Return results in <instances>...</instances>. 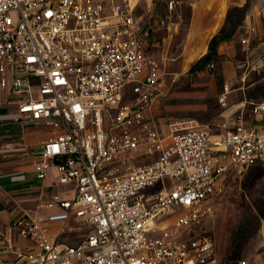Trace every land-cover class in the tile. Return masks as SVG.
Returning a JSON list of instances; mask_svg holds the SVG:
<instances>
[{
	"label": "built area",
	"instance_id": "built-area-1",
	"mask_svg": "<svg viewBox=\"0 0 264 264\" xmlns=\"http://www.w3.org/2000/svg\"><path fill=\"white\" fill-rule=\"evenodd\" d=\"M135 7L0 0V128L47 130L21 152L33 158L37 181L59 188L35 215L14 221L8 264H211V236L180 234L210 213L228 175L264 166V102L233 106L217 132L190 118L158 128L151 110L165 94V73L147 53ZM166 7L173 16L175 3ZM162 220L173 221L179 239L155 236L167 228ZM228 264H264V241Z\"/></svg>",
	"mask_w": 264,
	"mask_h": 264
},
{
	"label": "rangeland",
	"instance_id": "rangeland-1",
	"mask_svg": "<svg viewBox=\"0 0 264 264\" xmlns=\"http://www.w3.org/2000/svg\"><path fill=\"white\" fill-rule=\"evenodd\" d=\"M164 1L134 0V3L140 15L148 5L158 16L166 17ZM175 1L174 16L169 21L177 37L172 41L164 66L167 74L165 94L152 116L160 130H165L171 119L190 118L202 127L217 132L230 125L233 106L245 101L264 102V0H247L246 8L236 12V29L228 38L226 53L215 57L216 64L211 69L194 68L200 66L207 54L182 52L185 33L193 25L202 26L206 15L211 17L212 11L207 8L211 0ZM223 65L224 73L221 72ZM225 86L228 87V94L223 104L220 99ZM46 132V129L34 126L0 128V145H14L12 153L3 154L5 151H0V156L4 157L2 160L21 157L20 145L29 139L31 141L27 143L38 145ZM208 204L210 213L189 231L181 233L180 240L191 241L204 235L211 236L215 242L211 264L241 260L264 241V218L260 219L255 234H252L255 225L250 219L251 215H258L264 209V167L251 166L240 173L228 175L220 192ZM172 223L171 220L159 222V227L167 228L155 236L179 239V233H174Z\"/></svg>",
	"mask_w": 264,
	"mask_h": 264
},
{
	"label": "crops",
	"instance_id": "crops-1",
	"mask_svg": "<svg viewBox=\"0 0 264 264\" xmlns=\"http://www.w3.org/2000/svg\"><path fill=\"white\" fill-rule=\"evenodd\" d=\"M167 1L169 0L164 1L166 17L158 16V13L154 9H150L148 5L141 14L144 17L141 31H147L149 34L147 53L149 57L160 63L163 71L169 57L172 41L177 37L175 28L170 27V21L174 15L168 14ZM170 1L176 3L175 0ZM247 3V0L209 1L207 8L212 11L211 17L206 15L202 26L193 25L185 33L182 52L207 54L208 56L203 58H210L214 62L215 57L223 56L226 53L225 47L228 43V38L233 35L236 29L235 14L237 11L244 10ZM135 12L139 14L136 7ZM161 21L164 24H161ZM165 28L166 30H164ZM213 41L215 45H213ZM221 70L224 73V65ZM165 82H167L166 77ZM161 98L152 106V113L153 110L158 108ZM10 116L7 110L3 112L4 118H9ZM28 141L31 140L29 139ZM28 141L20 145V147H36L34 143H27ZM5 147L6 145H0V151H5ZM19 156H17L19 158L8 161H3L4 157L0 156V263L2 264L12 262L14 257L12 254L14 249L6 241L10 239L13 244L18 239V231L13 226L14 221L24 215H35L38 202L47 199L55 191V187L48 182L40 183L36 180L32 157L23 154Z\"/></svg>",
	"mask_w": 264,
	"mask_h": 264
},
{
	"label": "trees",
	"instance_id": "trees-1",
	"mask_svg": "<svg viewBox=\"0 0 264 264\" xmlns=\"http://www.w3.org/2000/svg\"><path fill=\"white\" fill-rule=\"evenodd\" d=\"M201 67H205L204 65H201L200 64V66L198 65H196L194 68L195 69H199V68H201ZM258 167H264L262 164H256ZM256 165H254V166H256ZM262 218H264V209L263 210H261L260 212H259V214L258 215H251L250 216V219H251V221L252 222H254L253 224L255 225L254 227H253V229L251 230L252 231V234L254 233L255 234V231H257V229H258V227H259V221H260V219H262ZM249 219V220H250ZM250 221V222H251Z\"/></svg>",
	"mask_w": 264,
	"mask_h": 264
},
{
	"label": "water",
	"instance_id": "water-1",
	"mask_svg": "<svg viewBox=\"0 0 264 264\" xmlns=\"http://www.w3.org/2000/svg\"><path fill=\"white\" fill-rule=\"evenodd\" d=\"M213 45H215V44H214V41H213Z\"/></svg>",
	"mask_w": 264,
	"mask_h": 264
}]
</instances>
